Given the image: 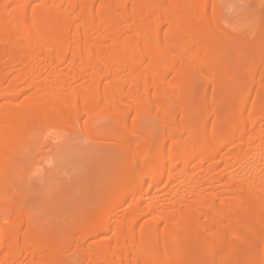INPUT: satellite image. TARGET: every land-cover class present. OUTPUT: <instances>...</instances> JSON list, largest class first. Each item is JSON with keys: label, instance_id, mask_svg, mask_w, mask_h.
Masks as SVG:
<instances>
[{"label": "bare ground", "instance_id": "bare-ground-1", "mask_svg": "<svg viewBox=\"0 0 264 264\" xmlns=\"http://www.w3.org/2000/svg\"><path fill=\"white\" fill-rule=\"evenodd\" d=\"M220 14L216 0H0V264H264V48ZM97 109L111 142L88 128ZM131 114L160 131L127 135ZM59 123L124 154L64 230L28 216L15 158L37 132L42 151L62 146Z\"/></svg>", "mask_w": 264, "mask_h": 264}, {"label": "rangeland", "instance_id": "rangeland-1", "mask_svg": "<svg viewBox=\"0 0 264 264\" xmlns=\"http://www.w3.org/2000/svg\"><path fill=\"white\" fill-rule=\"evenodd\" d=\"M216 4L220 8L221 23L231 39L236 42L245 41L253 52H259L260 47L264 48V45L257 43L258 37H264V0H216ZM211 12L208 13V20H211L209 17ZM222 41L226 42L227 39ZM184 44L185 41L178 46L181 48ZM201 80L198 76L196 84L199 85ZM201 100V96L196 99L197 102ZM92 115L93 121L91 119L92 123L90 122L91 126L88 128L95 133L99 132L97 135H104L101 141H110L106 135L115 136L117 125L112 123L110 118L106 119L100 109L95 110ZM132 118L134 116L131 114L130 119ZM148 121V116L139 114L134 120L127 122L126 134L136 132L146 134L150 127L152 132L158 133L160 131L158 123L151 126V122ZM70 127L69 124L59 123L54 128L48 129V135L65 138L64 143L61 142V138L57 141L61 142L62 146L59 144L54 150L46 148L42 151L41 146L44 142L38 141L39 132H37L30 138V145L20 150L15 157L22 169L18 185L19 199L28 216L44 227L61 230L82 217L90 200L108 181L109 176L122 165L124 158V154L113 146H98L86 139L79 126L73 133ZM38 147L41 153L38 152L40 150ZM23 158L24 160H21ZM32 162L38 165L40 163L43 168L41 176L40 172L34 175L35 177L33 174V177L28 175L31 174L29 168L36 166H32ZM8 218L16 219L15 216Z\"/></svg>", "mask_w": 264, "mask_h": 264}]
</instances>
